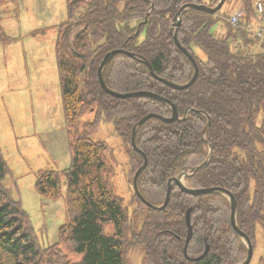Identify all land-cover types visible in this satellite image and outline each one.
Wrapping results in <instances>:
<instances>
[{
  "label": "trees",
  "instance_id": "1",
  "mask_svg": "<svg viewBox=\"0 0 264 264\" xmlns=\"http://www.w3.org/2000/svg\"><path fill=\"white\" fill-rule=\"evenodd\" d=\"M218 1L65 0L67 18L55 27L54 55L71 161L62 171H39L34 187L40 198L57 199L64 181L66 220L58 229V243L44 249L37 245L21 203L2 185L8 170L0 152V264H129L133 250L141 251L142 264H239L245 259L246 247L230 226L229 203L221 194L192 197L173 185L166 207L153 210L132 189L136 208L130 213L124 206L107 158L109 147L90 135L102 116L111 124L123 145L132 187L143 162L130 143L133 126L147 114H171L154 100H120L100 88L97 68L105 54L117 49L136 59L113 57L104 69L106 87L117 93H155L169 100L182 119L164 124L152 118L136 130L135 146L147 160L137 179L141 196L152 206L162 205L169 180L181 172L189 174L184 178L189 188H223L236 201L239 231L255 249L257 226L264 237V51L244 31L224 23L223 7L214 15L186 10L174 27L182 5L213 7ZM254 1L264 7V0H225L224 5L231 9L238 3L250 18ZM221 21L225 33L217 36L211 28ZM174 31L198 68L194 84L182 91L152 78L142 62L159 78L187 83L193 69L174 44ZM15 40L0 26V44ZM86 112L93 120L79 125ZM209 151L207 165L194 171ZM187 210L191 238L184 254ZM132 215L140 218L139 231ZM61 248L81 254L80 261L70 262ZM257 264H264L263 258Z\"/></svg>",
  "mask_w": 264,
  "mask_h": 264
},
{
  "label": "rangeland",
  "instance_id": "2",
  "mask_svg": "<svg viewBox=\"0 0 264 264\" xmlns=\"http://www.w3.org/2000/svg\"><path fill=\"white\" fill-rule=\"evenodd\" d=\"M237 5L234 3L231 9L224 5L222 13L228 16ZM66 18L65 0L0 3L2 32L16 39L10 44H0V152L8 170L2 185L21 203L42 249L58 243V229L66 220L64 181L57 199L40 198L34 187L39 171H62L71 161L54 55L55 27ZM250 26L255 29L258 24L251 20ZM217 29L219 23L212 26L211 32ZM92 120V113L86 112L81 115L79 125ZM104 120L103 116L99 119L90 138L108 145L107 158L114 167L117 193L132 213L136 204H131L132 187L127 182L128 164L123 145L111 124ZM132 218L134 230L139 231L140 218L133 215ZM255 244L249 264H255L258 255L264 254V237L259 226ZM61 250L70 262H79L82 257ZM128 262L142 264L141 251H131Z\"/></svg>",
  "mask_w": 264,
  "mask_h": 264
},
{
  "label": "water",
  "instance_id": "3",
  "mask_svg": "<svg viewBox=\"0 0 264 264\" xmlns=\"http://www.w3.org/2000/svg\"><path fill=\"white\" fill-rule=\"evenodd\" d=\"M224 2H225V0H219L218 3L214 7H208L205 5H197V4H184L180 7L179 11L177 12V14L175 16L174 27L177 28L180 26V16L186 10L192 9L195 11L214 15L216 12H218L221 9ZM170 33H171V30H170ZM172 39H173L175 46L178 48V50L181 51V53L190 61L191 65H192L193 74H192L191 79L187 83L175 84L171 81L159 78L153 74L151 66L149 65V63L147 61H142V62L146 66V68L149 71L152 78L156 79L157 81L161 82L162 84L166 85L167 87H169L173 90L182 91V90H186V89L190 88L194 84V82L196 81V78L198 76V68H197L195 61L189 55V53L180 46L175 31L172 33ZM119 54L126 55L131 59H136V57L133 54L127 53L123 50H118V49L110 51L107 54H105V56L101 60L99 66L97 68V71H96L97 81H98L100 88L107 95L114 97L116 99H120V100L135 99V98H139V99L148 98V99L154 100L156 102H159L161 104L168 106L170 108V114H171L170 117H168V118H163V117L158 116L156 114H147L141 120H139L132 128V136H131V141H130L131 146L135 150V152L142 157V160H143L142 165L136 170V172L134 173L133 178H132V188H133L135 195L140 200V202L142 204H144L145 206H147L148 208H151L153 210H162L166 207V205L169 202L170 191H171V188L173 185H175L176 188L178 190H180L182 193L189 195V196H192V197H199V196L210 195V194H214V193L221 194L222 196H224L227 199V201L229 203V208H230L229 223H230V226H231L233 232L241 239V241L244 243V245L246 247L245 259L239 264H249L251 262V259L253 256V246H252L250 240L247 238V236H245V234L240 232L238 227H237V224H236L237 204H236V201H235L233 195L229 191H227L223 188H219V187H209V188H200V189L189 188L183 183V178L186 177L188 174L181 173L177 177H174V178L169 180V182L167 184L165 200H164L163 204L160 206L150 205L139 193L138 188H137V179H138L140 173L145 169L146 164H147V160H146L145 156L135 146L136 130L139 127H141L145 122H147L148 120H150L152 118H156L164 124H171V123H174L176 121H180L182 119H180L178 117L177 110H176L175 106L169 100H167V99H165V98H163V97H161L155 93L148 92V91L117 93V92H113V91L109 90L106 87L105 82H104V76H103L104 75V69L111 62L113 57H115L116 55H119ZM88 66H89V64H88ZM207 120H208V118H207ZM207 126H208V123L204 129V132L206 131ZM209 158H210V151H209L207 159L201 165L196 167L194 169V171H198V170L202 169L203 167H205L209 161ZM190 211L191 210H187V212L185 214V224L187 227V235H186L185 244H184V248H183L184 254L186 252V246L189 243L190 238H191V226H190V217H189ZM207 251H208V247L205 248L204 253L201 256V258L207 254ZM192 261H197V259L192 260Z\"/></svg>",
  "mask_w": 264,
  "mask_h": 264
},
{
  "label": "built area",
  "instance_id": "4",
  "mask_svg": "<svg viewBox=\"0 0 264 264\" xmlns=\"http://www.w3.org/2000/svg\"><path fill=\"white\" fill-rule=\"evenodd\" d=\"M252 7L256 16V22L259 24V26L251 31V35L260 42L262 50H264V9L259 1H255L252 4ZM243 17H245V15L242 10L234 12L227 18V23L232 28L238 29L240 19ZM241 28L243 29V27Z\"/></svg>",
  "mask_w": 264,
  "mask_h": 264
},
{
  "label": "crops",
  "instance_id": "5",
  "mask_svg": "<svg viewBox=\"0 0 264 264\" xmlns=\"http://www.w3.org/2000/svg\"><path fill=\"white\" fill-rule=\"evenodd\" d=\"M219 26H220V25H219ZM216 33H217L218 36H223L225 32L223 31V29H222L221 26H220V29H217ZM4 45H6V44H4ZM260 258H263V260H264V254L261 253V254L258 255V257H257V261H256L255 264H257V262H258V260H259Z\"/></svg>",
  "mask_w": 264,
  "mask_h": 264
}]
</instances>
